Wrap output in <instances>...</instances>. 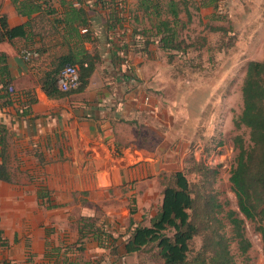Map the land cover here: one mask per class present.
Listing matches in <instances>:
<instances>
[{"label":"crops","instance_id":"crops-1","mask_svg":"<svg viewBox=\"0 0 264 264\" xmlns=\"http://www.w3.org/2000/svg\"><path fill=\"white\" fill-rule=\"evenodd\" d=\"M168 1L0 0L8 28L23 31L0 43V124L13 174L0 180V264H116L104 245L113 240L116 255L129 256V235L119 234L143 213L138 205L132 214L130 196L151 198L177 165L153 123L165 110L153 94L168 61L155 14L165 19ZM174 1L189 21L217 12L216 0ZM223 1L238 8L240 42L255 46L250 61H263L264 0ZM64 60L95 70L85 89L49 97L43 79ZM14 171L30 179L14 181ZM97 206L106 228L87 231L82 218Z\"/></svg>","mask_w":264,"mask_h":264},{"label":"trees","instance_id":"trees-1","mask_svg":"<svg viewBox=\"0 0 264 264\" xmlns=\"http://www.w3.org/2000/svg\"><path fill=\"white\" fill-rule=\"evenodd\" d=\"M168 8L165 19L163 14H155L160 17L156 35L160 36L162 48L172 63L174 53L185 52L191 44L181 37L178 24L181 21L184 26V23L177 3L170 0ZM20 35H23L21 28H8L5 18L0 17V43L6 37L11 39ZM68 64L75 63L64 60L44 77L43 88L49 97L66 94L59 89L58 78ZM80 64L81 84L76 91L87 87L95 70L94 62ZM242 95L243 109L234 123L237 128L249 129V138L242 134L234 137L237 154L229 178L238 209L220 199L215 189L218 169L192 157L186 170L161 177L163 201L151 225L133 227L136 222L133 216L130 217L132 227L125 244L128 255L158 249L163 264H238L239 258L250 259L253 246L247 234V222L254 225L264 246V60L248 62ZM6 133V127L0 124V180L10 182L13 174L8 164ZM193 173L195 181L188 177ZM134 212L132 209V214ZM198 238L201 243L195 248ZM111 243L114 244L113 252L118 253L116 240Z\"/></svg>","mask_w":264,"mask_h":264},{"label":"rangeland","instance_id":"rangeland-1","mask_svg":"<svg viewBox=\"0 0 264 264\" xmlns=\"http://www.w3.org/2000/svg\"><path fill=\"white\" fill-rule=\"evenodd\" d=\"M198 1L201 4V0ZM216 1L217 12L193 13L194 19L191 17V21L188 15L182 14L184 26L180 21L178 27L181 28V37L191 47L185 52L174 51L172 63L167 61L166 70L161 75V85H155L160 91L155 90L153 94L161 100L165 110L160 117L161 121L155 120L153 123L167 134L165 152L176 154V167L165 174L186 170L192 157L217 168L215 189L220 199L229 202V207L238 209L237 198L229 180L237 154L233 140L239 134L248 139L249 129L237 128L234 119L243 109L242 86L255 46L250 45L245 51V46L240 42L238 8L228 12V6L223 0ZM155 137L149 134V141L153 145L159 140ZM188 177L191 181L196 180L194 173L188 174ZM23 179L29 180V175L14 171V181ZM161 179L157 188L149 194L151 198H143V191L140 195L133 193L130 196L129 207L134 210L139 205L143 209L142 216L135 219L136 224L151 225L152 218L161 208L164 190ZM97 208L94 211L96 215L82 218V226L87 231L94 226L106 228L104 208ZM131 227L129 223L126 224L120 237L129 235ZM246 228L253 246L250 259L243 261L239 258L238 264H264L261 235L250 222H247ZM200 243L198 238L195 248ZM104 245L109 246V253H106L109 260L114 258L115 263L118 262L116 264H163L158 249L121 259L120 254L113 252L114 244Z\"/></svg>","mask_w":264,"mask_h":264},{"label":"built area","instance_id":"built-area-1","mask_svg":"<svg viewBox=\"0 0 264 264\" xmlns=\"http://www.w3.org/2000/svg\"><path fill=\"white\" fill-rule=\"evenodd\" d=\"M22 55L29 60L35 53L33 51H23ZM81 84L80 69L76 64L66 65L60 72L58 87L64 92L77 89Z\"/></svg>","mask_w":264,"mask_h":264}]
</instances>
